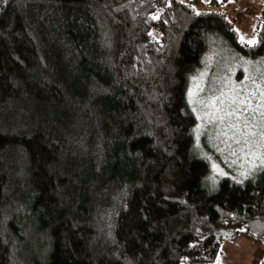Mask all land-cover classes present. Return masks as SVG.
<instances>
[{"label": "trees", "instance_id": "obj_1", "mask_svg": "<svg viewBox=\"0 0 264 264\" xmlns=\"http://www.w3.org/2000/svg\"><path fill=\"white\" fill-rule=\"evenodd\" d=\"M243 2L0 0V264H219L228 237L264 251V167L210 190L187 98L216 37L264 56V0L254 46L221 10Z\"/></svg>", "mask_w": 264, "mask_h": 264}, {"label": "rangeland", "instance_id": "obj_2", "mask_svg": "<svg viewBox=\"0 0 264 264\" xmlns=\"http://www.w3.org/2000/svg\"><path fill=\"white\" fill-rule=\"evenodd\" d=\"M193 1L201 9H211L207 0ZM244 1L228 3L221 10L238 20L236 31L246 43L257 40L256 21L263 0ZM244 4L253 7L254 15L240 16L238 9ZM222 40L221 36L212 40L210 51L192 77L187 92L197 119L194 146L210 162V190L225 177L241 182L253 176L262 168L261 159H264V115L261 114L264 97L260 95L264 92V56L243 57L228 49ZM249 132L255 135H248ZM263 262V249L240 237L225 239L218 259L219 264Z\"/></svg>", "mask_w": 264, "mask_h": 264}, {"label": "snow or ice", "instance_id": "obj_3", "mask_svg": "<svg viewBox=\"0 0 264 264\" xmlns=\"http://www.w3.org/2000/svg\"><path fill=\"white\" fill-rule=\"evenodd\" d=\"M197 14H199V13H197ZM154 19H155V17H154ZM241 40L244 41V38L241 37ZM246 43L248 45L254 46V45H256L257 41L255 39H252V40L246 41ZM190 95H192V94L190 93ZM260 95L262 97H264V92H262ZM233 103H235V101H233ZM248 107H251V105L249 104ZM261 114L264 115V113H261ZM229 115H235V113H229ZM246 127H247V125H246ZM248 135H255V133L249 132ZM245 143H247V141H245ZM261 166L264 167V159H261Z\"/></svg>", "mask_w": 264, "mask_h": 264}, {"label": "built area", "instance_id": "obj_4", "mask_svg": "<svg viewBox=\"0 0 264 264\" xmlns=\"http://www.w3.org/2000/svg\"><path fill=\"white\" fill-rule=\"evenodd\" d=\"M238 11H241V17L254 15L253 7L250 5L244 4Z\"/></svg>", "mask_w": 264, "mask_h": 264}]
</instances>
